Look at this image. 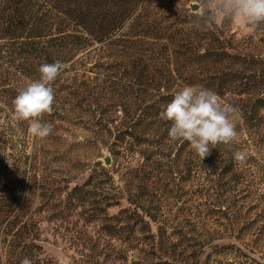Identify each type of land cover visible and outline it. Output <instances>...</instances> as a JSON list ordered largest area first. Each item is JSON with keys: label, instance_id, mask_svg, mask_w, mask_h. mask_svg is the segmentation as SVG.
<instances>
[{"label": "trees", "instance_id": "trees-1", "mask_svg": "<svg viewBox=\"0 0 264 264\" xmlns=\"http://www.w3.org/2000/svg\"><path fill=\"white\" fill-rule=\"evenodd\" d=\"M234 21H202L181 0H0V41L4 36L34 39L33 55L40 64L58 60L69 71L82 58L95 55L100 60L97 66L109 71L102 82L93 79L88 97L96 104L106 98L104 124L118 122L115 111L124 108L113 145L118 152L139 155L127 181H142L128 183L129 206L107 229L108 258L114 264L128 259H133L131 264H178L197 258L200 251L191 245L183 222L171 223L175 208L196 209L220 227H239L244 232L264 228L260 213L255 212H264V190L255 199L257 181L264 183V23L247 24L252 31L240 35L233 30ZM142 45L146 48L138 55ZM3 49L0 42V72ZM118 69L146 80L152 88L116 82ZM58 81L59 77L53 83ZM185 85L211 89L238 109L237 141L217 145L204 160L187 141H172L170 122L159 116ZM95 107L98 112L99 106ZM237 150L246 152L245 162L235 161ZM27 180L21 166L0 163V262L5 259V264H21L25 257L32 264L42 262L43 232ZM193 181H205V197L182 189ZM84 190L85 186L76 185L66 201H81ZM146 190L159 199H146ZM99 196L102 212L122 205L125 198L110 190L100 191ZM109 216L106 213L112 219ZM118 231L123 245L113 242ZM243 243L256 257L255 243L247 239ZM86 259L94 257L86 255Z\"/></svg>", "mask_w": 264, "mask_h": 264}, {"label": "rangeland", "instance_id": "rangeland-1", "mask_svg": "<svg viewBox=\"0 0 264 264\" xmlns=\"http://www.w3.org/2000/svg\"><path fill=\"white\" fill-rule=\"evenodd\" d=\"M181 2L190 8L197 0ZM247 24L236 18L233 30L240 35L248 34L252 29ZM0 42L4 46L3 67L0 72V105L11 109L18 89L29 80L39 79L38 69L46 61L40 64V60L33 55L34 39L10 40L4 36ZM22 42L25 43L23 46ZM145 48L142 45L138 55ZM12 51L15 53L12 54ZM99 61L97 56L90 55L82 58L72 71L63 68L58 76L59 81L52 85L55 92L53 111L42 117V122L52 125V132L46 138L32 136L28 132L27 121L19 123L21 136L17 135L9 123L0 125V163L21 166L26 170L27 179L33 188V211L44 240L39 243L44 250L40 264H114L108 258L107 229L117 224V220L113 218L120 214L122 208L129 206L126 202L129 198L126 192L128 183L142 182L127 181L133 168L137 166L139 155H133L124 149L118 152L113 145L116 125L124 115V108L119 107L115 111L118 122L104 124L102 108L106 104V98H101L102 103L96 104L88 97L87 89L93 85V79L99 78L102 82L109 72L105 67L97 66ZM159 75H156L158 80ZM113 79L134 87L152 88L146 80L140 81L136 75L126 74L122 69L116 71ZM97 93L99 96L103 94L101 90ZM96 105L100 109L98 112L93 110ZM2 111L0 108V112ZM138 151L140 152L139 149ZM162 171H167V168ZM204 182H189L182 189L196 191V197H205L207 190ZM257 182L260 183L257 185L256 200L264 190V183ZM76 185L85 186L84 198L69 203L66 201L67 193ZM95 187H99L100 191L110 190L124 194L122 205L112 206L107 212H102L101 207L104 205L99 203L100 191ZM145 193L144 197L149 201L159 199V196H153L154 192L148 193L146 190ZM177 210L175 208L169 217L171 223L179 225L183 222L187 237L192 240L191 245H194L197 252L200 251V255L194 260L184 259L178 264H264V228L244 232L246 230L240 231L239 227L215 225L205 213L196 209L181 212ZM255 212L260 213V224L264 223V212L261 209ZM106 213L112 219H107ZM214 238H219L218 242ZM243 239L255 243L258 248L256 257L251 256V249L243 243ZM113 242L123 245L119 231ZM213 242V246H210ZM86 255L94 259L88 261ZM4 260L0 264H5ZM131 261L133 259L120 261L119 264H131Z\"/></svg>", "mask_w": 264, "mask_h": 264}, {"label": "clouds", "instance_id": "clouds-1", "mask_svg": "<svg viewBox=\"0 0 264 264\" xmlns=\"http://www.w3.org/2000/svg\"><path fill=\"white\" fill-rule=\"evenodd\" d=\"M194 15L205 22L231 21L240 18L250 25L264 23V0H197ZM64 68L61 61L44 63L38 71L39 79L29 80L18 89L12 100V108L0 105V125L9 123L22 135L19 123L27 121L28 132L46 138L52 132L50 123L42 122L46 113L53 111L55 92L53 82ZM238 109L226 103L213 90L201 85H185L175 91L173 99L160 111L162 120L170 122L168 136L172 141H187L191 149L202 159L210 155L219 144L232 145L238 132L234 118ZM234 159L243 163L246 152L237 150ZM21 264H32L25 257Z\"/></svg>", "mask_w": 264, "mask_h": 264}, {"label": "water", "instance_id": "water-1", "mask_svg": "<svg viewBox=\"0 0 264 264\" xmlns=\"http://www.w3.org/2000/svg\"><path fill=\"white\" fill-rule=\"evenodd\" d=\"M196 3H193V4H191V6H190V8H191V10L194 12V10L196 9ZM107 161V163H109V161H108V159L106 160ZM211 246H213V245H211Z\"/></svg>", "mask_w": 264, "mask_h": 264}]
</instances>
